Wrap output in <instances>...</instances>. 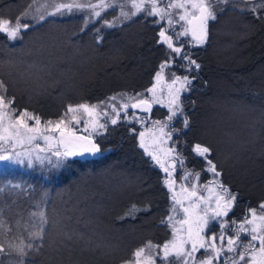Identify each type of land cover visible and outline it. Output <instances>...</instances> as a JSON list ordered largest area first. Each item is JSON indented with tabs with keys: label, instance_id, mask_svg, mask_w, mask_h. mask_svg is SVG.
<instances>
[{
	"label": "trees",
	"instance_id": "obj_1",
	"mask_svg": "<svg viewBox=\"0 0 264 264\" xmlns=\"http://www.w3.org/2000/svg\"><path fill=\"white\" fill-rule=\"evenodd\" d=\"M28 2L0 0V15L14 19ZM216 12V20L208 24L207 42L184 50L201 65L199 71L188 72L182 59L173 66L179 75L197 77L193 90L181 95L188 126L181 115L168 122L163 107H156L155 117L178 130L173 133L181 138L178 151L202 179L209 175L207 165L192 149L197 143L211 148L220 179L237 194L231 214L239 219L264 202V21L236 2L218 5ZM153 20L141 15L102 28L99 43V21L83 32L84 22L77 15L31 21L20 40L9 42L0 34V80L7 94L15 96L16 107L35 112L42 121L57 119L68 104L144 93L171 52L158 42L160 25ZM137 128L131 121L109 124L95 138L102 151L108 150L99 158H69L54 179L50 173L49 179L39 174L27 177L19 188L9 183L7 190L5 184L0 199L9 200L5 220L10 223L20 215L28 219L29 182L32 191L50 187L42 207L57 225L34 264H122L147 241H167L171 229L161 220L168 213L169 190L162 172L138 146ZM227 152L237 153L239 161L224 159ZM7 172L0 171V178H17L16 172ZM133 205L135 218L126 216ZM145 205L150 211H140ZM65 230L75 233L66 247L57 251L56 245L48 246ZM3 237L0 231V242ZM11 259L15 257H4L6 264Z\"/></svg>",
	"mask_w": 264,
	"mask_h": 264
},
{
	"label": "snow or ice",
	"instance_id": "obj_2",
	"mask_svg": "<svg viewBox=\"0 0 264 264\" xmlns=\"http://www.w3.org/2000/svg\"><path fill=\"white\" fill-rule=\"evenodd\" d=\"M243 2L257 20L264 21V0H243ZM221 4L228 5L229 0H215V2L213 0H125V3L119 4V15L108 20L103 18V13L109 9H115L117 0H95V2L94 0H29L24 10L14 19L0 15V34H3L7 41L14 42L22 39L23 34L32 27L31 23L24 22L29 18L39 23L45 21L46 17L83 14L84 26L80 29L81 32L95 20L101 21V27L95 29L99 43L102 40L99 35L102 28H114L118 23L143 15L158 17L159 19H154L153 23L167 20L170 27L182 21V31L175 35L177 37L191 35L192 41L199 46L207 42L209 21L216 20V9ZM126 5L130 6V10H125ZM158 35L160 37L158 42L166 44L171 53L187 61L188 72L199 71L201 65L192 58L190 53L182 51L183 44L175 46L173 36L168 35L163 27ZM173 62L174 57L169 54L168 58L160 64L154 77L156 83L146 90L151 94V99L146 98L144 93L131 95L118 93L97 104L87 102L68 104L64 112L55 120L42 121L41 116L35 112L16 107L15 96L7 94V85L0 80V162L19 165L27 162L28 167L38 163L58 169L63 167L69 158L85 154L93 156L100 154L102 149L93 138L94 135H102L107 131L109 124L116 125L121 119V113L124 119H128L130 107L144 113H151L154 103H162V99L157 95L158 85L164 82L165 69ZM196 79L194 75L180 76L172 73L170 83L166 84L168 90L166 106L170 113L167 117L168 122L181 115L184 126H188L189 121L187 116H184L181 95L193 90ZM125 97L129 102L119 105L109 103V101H117L118 98L124 100ZM132 115L141 125H144L148 119L147 116L139 117L135 113ZM83 117H86L83 119V132L87 135L77 134L75 128V125L81 124ZM153 125L159 135L152 132V129L140 131L139 147L144 149V152L155 161V165L163 170L166 174L164 184L170 192H174L176 181L173 173L177 163L181 167L184 166V158L175 147L176 141H173L170 147L166 145L167 141L172 140L173 133L178 130L170 128L167 122L153 121ZM165 129L169 130L165 131ZM131 131L136 130L133 128ZM147 132L152 133L151 141L154 147L151 150L145 142ZM161 145L165 146L161 147ZM192 151L203 158L207 165L205 170L213 174V179L203 186L208 195H201L196 185H181V191L188 194V205L185 206L175 194L172 200L175 205L180 206L179 210L184 213L183 218L174 220V217L169 215L167 221L161 220L162 224L171 225L173 238L163 245L147 241L143 246L136 248L131 257L124 260L122 264H157L158 260L160 264H214V261L221 264L223 253L236 254L228 258L231 264H264V202L259 204V211L257 208L248 209L250 218L244 217L236 228L235 234L227 236L225 245V225L228 221H219L218 226L221 229L219 234L213 231L212 222L228 216L237 200V194L233 193L220 179L222 172L210 158L212 151L210 147L197 143ZM189 175H194L198 180L200 173L189 172L181 179L187 180ZM14 187L19 188L21 185L17 184ZM41 203L46 201L42 199ZM41 203L34 206V210L29 212L28 219L23 224L20 220L10 223L3 219V214L0 213V231L4 236V241L0 242V264H6L4 257H15L8 260L7 264H34L35 256L43 252L57 221L49 217ZM136 210L135 205L131 206L126 216L135 218ZM140 211H150V205H145ZM171 211L177 213L178 209L173 206ZM231 223L237 222L233 220ZM177 224L180 227H177ZM185 225H187L186 228ZM206 230L209 233L207 235ZM74 236L73 231L65 230L59 241L51 240L48 246L56 245L59 251L62 247H66V242L72 241ZM242 236L246 242L241 239ZM201 250L203 253L198 258L196 254ZM223 264H228V260L223 261Z\"/></svg>",
	"mask_w": 264,
	"mask_h": 264
},
{
	"label": "rangeland",
	"instance_id": "obj_3",
	"mask_svg": "<svg viewBox=\"0 0 264 264\" xmlns=\"http://www.w3.org/2000/svg\"><path fill=\"white\" fill-rule=\"evenodd\" d=\"M94 2H95V0H94ZM213 2H215V0H213ZM235 2H236V5H239V7H241V8H244V9H247L246 8V6H245V4H243L242 3V6H240V2H239V0H229V4H232V5H234L235 4ZM121 3H125V0H117V7L115 8V9H109V10H107L105 13H103V18L104 19H108V20H112L113 19V17L114 16H117V15H119V4H121ZM125 10L127 11V10H130V6H128V5H126V7H125ZM73 15H77V16H80L81 18H82V15L83 14H73ZM73 15H71V16H73ZM66 17H70V16H68V15H65ZM106 16V17H105ZM56 17H60V16H56ZM46 18H48V17H46ZM156 19H159L158 17H156ZM83 20V19H82ZM35 22V23H38L37 21H35V20H31L30 18L28 19V20H26V21H24V22ZM95 21H99V20H95ZM94 21V22H95ZM84 22V21H83ZM93 22V23H94ZM123 22H125V21H123ZM122 22V23H123ZM93 23H91V24H93ZM99 27H101V22L99 21ZM119 25L121 24V23H118ZM183 24V22L181 21V25ZM181 31H182V28H181ZM188 40H191L192 41V37H191V35H189V36H187L186 37ZM193 43H194V41H192ZM176 62H175V60H174V62L171 64V66L170 67H168V68H166L165 69V72H164V77H165V79H164V82L162 83V84H160V85H158V90H157V95L162 99V103H154L153 105L154 106H162V107H164V110L167 112V114L169 115L170 113H169V109H168V107L166 106L167 105V99H168V97H167V87H166V84L167 83H170V81H171V75H172V73H175L176 75H178L175 71H174V69H173V66H174V64H175ZM180 76H183V75H181L180 74ZM155 77V76H154ZM156 83V81H155V79H153V83L149 86V88L150 87H152L153 86V84H155ZM144 94H145V97L146 98H149V99H151V94L150 93H147L146 91L144 92ZM131 95V94H130ZM110 97V96H109ZM105 101V100H104ZM100 102V101H99ZM98 102V103H99ZM123 102H129L128 100H127V97H125L124 98V100H121V99H117V101H115V102H112V101H109V103H117V105H119L120 103H123ZM131 102H134V101H131ZM90 104H97V103H91L90 102ZM109 112H110V114H111V110L109 109ZM132 113H135L136 114V116H139V117H142L140 114H138V113H136V112H134L133 111V109L130 107L129 109H128V119H124V116H123V113H121V119L120 120H123V121H127V122H133L134 123V125L135 126H137L138 128V130H137V141H138V146H139V143H140V141H139V132L140 131H145V129H152V132H155L156 133V135H159V133L158 132H156V127L153 125V121L152 122H148L147 120L145 121V123H144V125H141L140 123H138L137 122V120L135 119V117H133V115H132ZM168 115L166 116V117H168ZM84 118H86V117H83L82 118V122H81V124L80 125H75V128H76V130H77V132L78 131H82L83 132V127H84V125H83V119ZM119 120V121H120ZM166 131V130H165ZM85 133V132H84ZM85 135H87V133H85ZM151 136H152V133L151 132H147L146 133V136H145V142L149 145V149L151 150L153 147H154V145L152 144V141H151ZM97 136H95L94 135V139L96 138ZM41 143H43V142H41ZM165 145H161V147H164ZM166 146H171L170 144H169V141H167V145ZM142 149V148H141ZM143 151H144V149H142ZM234 154L233 155H231L230 156V154L227 152L226 153V155L224 156L225 158L224 159H229V161H232V163H235V161H236V163L239 161V159H236V158H238V154L237 153H235V152H233ZM147 155V154H146ZM232 157V158H231ZM236 159V160H235ZM67 162V161H66ZM153 164L155 165V161H153ZM244 164H246V163H244ZM157 168H160L158 165H155ZM64 167V166H63ZM7 168L9 169V170H7ZM62 168V167H61ZM61 168H58V169H54V168H50V167H48L47 165H40V164H34L33 165V167H28L27 166V162H25V164H23V165H19V164H10V163H8V162H0V171H2V170H4L5 169V172H7V173H11V172H16L18 175H17V178L16 179H14V181L12 180L11 181V179L10 178H8V176H7V178L5 177V178H0V182L2 183V185H1V187H0V192L1 193H4L3 192V189H5L6 190V186H7V190H8V184L9 183H11L12 185L14 184V185H17V184H19V185H22L23 184V182H24V180L27 178V177H29L30 178V180H31V175L32 176H34V175H36V176H39V174H41V176H42V178H48L49 179V173H50V178H53L54 179V177L56 176V174L57 173H59V170L61 169ZM10 170H12V171H10ZM18 170V171H17ZM4 172V171H3ZM25 172H27V173H25ZM23 173H25V174H23ZM209 175L208 176H210V178H212L213 179V174L212 173H208ZM52 175V176H51ZM185 175H187V173L185 174ZM188 178L190 179V176H188ZM188 178H187V180H188ZM181 181H183V184H185L186 185V180H181ZM5 184H6V186H5ZM182 185V184H181ZM193 185H196V183H194ZM29 186H30V182H29V184L28 185H26V187H27V189H28V194H29V196H30V203H31V206H30V208H29V211H31V210H34V206L36 205V204H38V203H41V201H42V199L44 200V199H48V195L50 194V187L48 186V188L47 189H45V188H42L40 191L39 190H35V191H32L31 189H29ZM186 186H188V184L186 185ZM41 187V186H40ZM39 187V188H40ZM43 187V186H42ZM202 187V186H201ZM168 188V187H167ZM4 190V191H5ZM169 190V189H168ZM181 190V188L180 187H178V185H176L175 184V186H174V192H170L169 191V198H170V202H169V208H168V213H167V215H166V220L165 221H167V217L169 216V215H172L173 217H174V220H179V219H182L183 218V216H184V213L182 212V210H179L180 209V206L179 205H175L174 204V201L172 200V196H173V194H175L176 195V197H177V199H180V200H182L183 201V203H184V205L185 206H187L188 205V203H189V201H188V199H187V193L186 192H182V191H180ZM198 190V189H197ZM204 189H202V193H200L201 195H208V193H207V191H203ZM38 191H39V193H38ZM199 192V191H198ZM1 193H0V195H1ZM47 194L46 196L44 195V194ZM6 197V196H5ZM194 199V198H193ZM263 202V201H262ZM261 203V202H260ZM41 206H42V203H41ZM173 206H175L177 209H178V212L177 213H173L172 211H171V209H172V207ZM259 206V205H258ZM258 206L256 207L257 209H258ZM201 207H203V205H201ZM10 207H9V200H2V198L0 199V213H2L3 214V219H8V217H9V209ZM22 210L24 211V213H25V211H27V209L25 208V209H23L22 208ZM258 211H259V209H258ZM249 215H250V213H249ZM16 217H18V216H16ZM16 217H14V218H12V220H13V223L16 221V220H20L21 221V224H23L24 223V220H23V215H20V217L19 218H16ZM249 218H250V216H249ZM27 220V219H26ZM220 220H226L225 219V217H222V218H218V220L217 221H214V222H212V226L214 225V224H217V225H219V221ZM243 221V218L241 219V221L240 222H242ZM239 222V223H240ZM239 223H237V224H235V226H237L238 227V225H239ZM167 224V223H166ZM168 225V227H169V229H171L170 230V237L167 239V241L168 240H171L173 237H172V228H171V225H169V224H167ZM177 227H180V225H178L177 224ZM185 228L187 227V225H185L184 226ZM229 226L226 224L225 225V232H226V234H225V241H224V243H225V245H226V242H227V236L229 235L228 234V232H227V228H228ZM213 228H215L214 226H213ZM221 230V229H220ZM207 234H209L208 232H207V230H206V235ZM4 238V237H3ZM219 242V241H218ZM165 243V242H164ZM158 245H163V243L161 244H158ZM155 251V250H154ZM203 253V250H201V252L200 253H197L196 255H197V257L199 258L200 256H201V254ZM228 254H231V253H228ZM227 253H223L222 254V256H221V264H223V261H225V260H228V264H231V261L227 258ZM234 256H236V254H234L233 253V255L231 256V257H234ZM223 257H226V258H223ZM157 264H160V261L158 260L157 261ZM214 264H217V262L216 261H214Z\"/></svg>",
	"mask_w": 264,
	"mask_h": 264
},
{
	"label": "flooded vegetation",
	"instance_id": "obj_4",
	"mask_svg": "<svg viewBox=\"0 0 264 264\" xmlns=\"http://www.w3.org/2000/svg\"><path fill=\"white\" fill-rule=\"evenodd\" d=\"M161 6H163V5H161ZM173 11H175V10H173ZM151 18H153V19H156V17H151ZM174 19H175V17H174ZM156 20H158V19H156ZM156 24H159L160 25V30H161V28L163 27L165 30H167V34L168 35H172L173 36V42H174V44H175V46H181V44H183V49H182V51L184 52V50L185 49H189V47H191V46H197V45H195V42L193 43L191 40H188L186 37H184V36H179V37H177L175 34L177 33V32H180L181 31V22H179V23H174L171 27L167 24V20H163V21H159L158 23H156ZM170 55L171 56H173L174 57V60H181V58L180 57H178V56H176V54H174V53H171L170 52ZM176 64V63H175ZM174 64V65H175ZM174 68V67H173ZM181 74V73H180ZM179 75V74H178ZM156 107H160V106H154V109H153V112H152V114H151V118H150V120H147L148 122H152V121H156V117H155V109H156ZM162 107V106H161ZM160 107V108H161ZM164 108V107H163ZM142 115V117H144L143 116V114H141ZM173 141H176L177 143L175 144V147H176V149H177V151H178V144H179V142L181 141V138L180 137H175V136H173V138H172V140H170L169 141V144L172 146V144H173ZM179 152V151H178ZM181 153V152H180ZM183 158H184V166L183 167H181L180 166V164L179 163H177V165H176V170H175V172L173 173V178L175 179V181H176V185H178V187H180L181 188V184L182 185H185V184H183V181H181L182 179H181V177L182 176H185V174L187 173H189V172H196V171H194V168H191V169H188L189 168V166L187 165L188 164V160H187V157L186 156H183ZM169 163H171V162H169ZM190 164H192V162L190 161L189 162ZM161 172H162V174H163V176H164V178H163V182H164V179H165V177H166V174L163 172V170L161 169V168H158ZM190 176V179L188 178V180H186V185L188 184V185H193L194 183H196V186H197V189H198V191H199V193H202L201 191H202V189H204L203 188V186L205 185V184H208V182L209 181H211L212 180V178H210V176H206V178L205 179H202V176H201V173H200V175H199V179L197 180L196 178H195V176L194 175H189ZM185 185V186H186ZM166 187H167V185H165ZM175 186V185H174ZM202 186V187H201ZM227 186V185H226ZM181 191V190H180ZM203 191H206L205 189L203 190ZM235 204V203H234ZM235 206V205H234ZM253 208V207H252ZM231 212H232V209H231V211L228 213V216L227 217H225V219H226V221H228V223H227V225L229 226L228 228H227V232H228V234L229 235H234L235 234V230H236V228H237V226H235V224H232L231 222L233 221V220H235L237 223H239L240 221H241V219L243 218L244 219V217H246V216H250L249 215V212L248 213H246L245 215H243V217L242 218H239V219H237L238 218V216L239 215H232L231 214ZM236 223V224H237ZM215 228H213V231H215L217 234H219V232L221 231L220 230V228H219V226L217 225V224H214L213 225ZM241 239L242 240H244V242H246V239L242 236L241 237ZM218 242V241H217ZM219 243V242H218ZM235 254V253H234ZM227 258H229V257H231L232 255H233V253H231V254H228L227 253ZM223 258H226V257H223Z\"/></svg>",
	"mask_w": 264,
	"mask_h": 264
},
{
	"label": "water",
	"instance_id": "obj_5",
	"mask_svg": "<svg viewBox=\"0 0 264 264\" xmlns=\"http://www.w3.org/2000/svg\"><path fill=\"white\" fill-rule=\"evenodd\" d=\"M133 109V108H132ZM153 109H154V105L152 106V111H151V113H144V112H142V111H140L139 109H133V111L134 112H136V113H138V114H143V116H147L148 117V119L147 120H150V118H151V114H152V112H153ZM77 134H79V135H85V134H82V132H77ZM96 141V140H95ZM97 142V141H96ZM108 151V150H107ZM107 151H102L100 154H97V155H95V156H93V155H90V154H85V155H83V156H80V157H83V158H90V157H93V158H99L101 155H103V154H105ZM76 157H79V156H76Z\"/></svg>",
	"mask_w": 264,
	"mask_h": 264
}]
</instances>
